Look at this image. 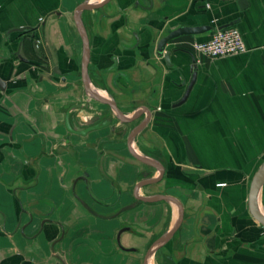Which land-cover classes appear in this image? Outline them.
<instances>
[{
    "label": "crops",
    "instance_id": "crops-1",
    "mask_svg": "<svg viewBox=\"0 0 264 264\" xmlns=\"http://www.w3.org/2000/svg\"><path fill=\"white\" fill-rule=\"evenodd\" d=\"M78 1L0 0V264H142L116 245L120 228H132L122 243L142 250L176 224L180 211L166 200L136 202L133 188L173 195L184 209L151 264L156 257L168 264H264V226L249 209L250 183L264 161V0H109L88 11L91 69L103 74L101 91L136 113L133 124L148 119L134 145L165 169L161 180L137 190L140 171L156 178L157 167L132 159L122 144L105 146L122 159L107 153L98 163L90 149L92 198L83 181L77 192L90 204L99 200L96 213L72 193L73 177L60 179L73 158L52 155L67 135L61 107L68 89L58 90L56 71L68 70V49L80 44L72 21L55 13L65 6L69 15ZM45 19L46 63L33 47ZM232 22L243 53L212 58L195 50L212 30L173 41L184 49L173 66L155 53L154 39L166 27ZM194 72L187 100L174 106Z\"/></svg>",
    "mask_w": 264,
    "mask_h": 264
},
{
    "label": "flooded vegetation",
    "instance_id": "flooded-vegetation-1",
    "mask_svg": "<svg viewBox=\"0 0 264 264\" xmlns=\"http://www.w3.org/2000/svg\"><path fill=\"white\" fill-rule=\"evenodd\" d=\"M85 3L86 5H96L90 2V0H80L76 2L75 6L70 10L69 15H66L64 11L65 6L60 7L55 13L56 18H59L62 23L64 21H68L67 19L72 21L75 33L80 38V44L78 47L79 49L76 47V45L75 48L72 49V51L68 49V53L71 55L70 58L74 61L72 62V65L68 68V70L65 72H62L60 70L56 71V75L58 77V80H56L58 90L61 91L63 89H68L66 91L68 101L61 107V113L64 116L63 125L67 131V135H65L64 145H62V143L59 144L60 148L55 147L53 149L52 155L60 156L63 153L73 158L75 164H73L72 166L68 165L67 163L63 164L62 168L60 169V179L65 184L66 178L68 176L69 180L73 177V182L71 183V185L69 184V188H71L72 193L77 196L79 202H81L85 208L96 213L94 207H96L97 203H100L99 200L94 201L93 203L95 204H90L88 203L87 199L82 198L81 195H79V193L77 192L78 182L83 181L85 183L86 190L91 197L92 189L90 183V169L87 163L88 157H90L88 156V151H90V149H93L94 153H96L97 163L101 160L100 157L104 156L107 153H112L116 157L122 159V155H120L117 150H115V148L107 149L105 147L107 143L111 145L122 144L126 152L129 155L132 154V159H138L133 154L134 151L139 152L136 150V147L134 145L137 141L136 137L138 132L134 133V131L138 129L142 122L133 124V122L135 121L134 117L136 113L134 115H130L121 107L118 100L113 94L112 96H110V98H108L101 91L107 90L106 87H104L105 85L103 74L99 69L95 72H93L91 69L93 43L92 34L90 31V22L92 20L88 16V11L90 9L86 8L80 11V13H77L78 7L82 6ZM46 21L47 20L45 19V21L40 25L42 26L41 38L36 39L33 42V47L36 50L38 58L40 60H43L45 63L47 62L45 50L48 46L47 38L45 36ZM79 21L84 31L85 38L87 36L88 39L89 59L87 67L86 43L85 38L83 37L80 30V26L78 23ZM129 46L132 48L134 45L131 43V45ZM115 66L116 65H113L110 68L111 70H109V72L117 69V66ZM109 93L111 94L110 91ZM144 129L145 126L142 127L140 131H143ZM63 146L65 147L62 148ZM84 152H86V154H84ZM141 154L149 158V155L146 152L143 151V153ZM100 173L102 176L112 181V183H115V181L112 180V177L105 171H102ZM139 179L140 180L134 185L135 188L140 181L152 179L149 176V169L145 168L141 170ZM133 192L135 194V197L137 198L136 202H142V200L138 199L137 195L146 197L154 196L149 193L139 194L138 191H136L134 188ZM130 228L131 227L120 228L115 239L116 245L124 252H128L132 255L136 254L137 257L139 256L138 259L142 262V264H144L149 248L160 236L155 238L153 237L150 242H148L145 246L142 247V250H140L137 246H126L122 243V232L131 230L132 228ZM63 238L64 237L60 239V242L63 241ZM58 250L63 249L59 247ZM164 264H168V261L165 260Z\"/></svg>",
    "mask_w": 264,
    "mask_h": 264
},
{
    "label": "water",
    "instance_id": "water-1",
    "mask_svg": "<svg viewBox=\"0 0 264 264\" xmlns=\"http://www.w3.org/2000/svg\"><path fill=\"white\" fill-rule=\"evenodd\" d=\"M108 1L109 0H105L103 3L96 4V5H92V4L86 5V3H85L82 6L78 7L77 13H80V11H82L83 9H86V8H88V9L98 8L102 5H104L105 3H107ZM243 1H245V0H241L239 2L240 6H242L241 4L243 3ZM78 23H79L82 35L85 38V34H84V31L81 27L80 21ZM232 24H233V22L228 23L226 25H223L222 28L228 27ZM214 28H215L214 25H208V24H205V25H184V24H182V25H179L178 27H176L174 29H171L170 27H166V29L162 31L161 35L158 38L154 39L155 53L162 61H164V63H166L169 66H173V63H172L173 55L177 54L180 51H184V49L175 46V44L172 43L173 41H175L176 39H178L182 36H185V35H195L198 33L211 31ZM22 29L23 28H19L18 30L22 31ZM85 43H86V67H87V63H88V59H89V46H88L87 36L85 38ZM193 61H195V60L193 59ZM195 81H196V73L194 72V75H193L192 79L189 81L183 96L174 104V106H178L187 100V98H188V96H189V94H190V92L194 86ZM148 118H150V113L148 114ZM147 121H148V119H146V121H144L138 127V129L134 131V133L139 132L141 130V128L144 127V125L146 124ZM133 154L142 162L151 164V165L157 167L160 171V174L158 177L152 178L150 180L140 181L138 183V185L136 186L137 190H139L144 185L157 182L163 178L165 169H164V166L162 165L161 162L149 159V158L145 157L144 155H142L141 153L136 152V151H134ZM263 187H264V161L262 162V164L258 167L257 171L255 172V174L252 178V181L250 183V190H249V209H250V212H251L252 216L260 224H262L264 226V204L262 203V200H261V194H262ZM137 197H138V199L145 201V202H156V201H160V200L170 201V202L175 203L178 206L179 211H180L179 212V218H178L176 224L172 228H170L167 232H165L163 235H161L157 240H155L154 243L149 248L144 264H151V260L155 256L157 251L160 250L166 243L169 242V240L172 239L174 234L177 232V230L181 226L183 218H184V209H183V206H182V203L180 202V200L177 197L170 195V194H158V195L149 196V197L137 195Z\"/></svg>",
    "mask_w": 264,
    "mask_h": 264
},
{
    "label": "built area",
    "instance_id": "built-area-1",
    "mask_svg": "<svg viewBox=\"0 0 264 264\" xmlns=\"http://www.w3.org/2000/svg\"><path fill=\"white\" fill-rule=\"evenodd\" d=\"M194 49L212 58L225 57L247 51L241 31L230 26L215 28L205 40L196 41Z\"/></svg>",
    "mask_w": 264,
    "mask_h": 264
},
{
    "label": "rangeland",
    "instance_id": "rangeland-1",
    "mask_svg": "<svg viewBox=\"0 0 264 264\" xmlns=\"http://www.w3.org/2000/svg\"><path fill=\"white\" fill-rule=\"evenodd\" d=\"M159 255V254H158ZM164 259V260H163ZM159 260H162L163 262H165V257L164 258H161L160 257H156L154 260H153V264H158ZM163 262H159L160 264L163 263ZM164 264V263H163Z\"/></svg>",
    "mask_w": 264,
    "mask_h": 264
}]
</instances>
